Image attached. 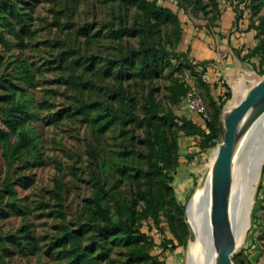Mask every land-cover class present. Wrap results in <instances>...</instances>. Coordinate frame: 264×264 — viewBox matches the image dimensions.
I'll use <instances>...</instances> for the list:
<instances>
[{
  "label": "rangeland",
  "instance_id": "1",
  "mask_svg": "<svg viewBox=\"0 0 264 264\" xmlns=\"http://www.w3.org/2000/svg\"><path fill=\"white\" fill-rule=\"evenodd\" d=\"M5 1L24 12L33 33L24 37L23 47H18L9 35L8 47L0 43V130L8 134L6 143L0 138V210L5 213L0 217V264H71L65 253L70 249L65 230L78 233L82 225L94 222L90 199L97 187H104L111 204L127 202L140 210L138 190L153 186L143 175L147 168L144 113L147 98L152 94L165 108L170 104L168 86L173 79L191 87L196 77L203 80L205 75L195 63L192 49L187 63L191 69L178 68L181 52L191 48L185 42L186 36L190 40L200 39V30L221 35L216 27L223 21L231 25L226 34L242 33L247 26L258 24L257 34L264 38V0H251V4L244 0H157L177 13L182 38L178 47H173L170 26H160V32L150 43L163 50V69L150 80H140L135 73L136 56L146 39L138 31L140 12L130 0ZM240 36L243 38L244 34ZM255 41L250 39L251 44ZM229 43L230 47L235 45L234 41ZM234 45L233 51L237 50L234 54L215 57L212 64L220 94L230 93L223 111L229 108L234 86L240 84L242 76L247 73L256 79L264 76V61L256 56L242 57L244 54ZM61 54L72 62V70L64 67L63 61L61 64ZM134 58L132 71L125 65L119 67L121 76L116 75L118 69L110 77L100 72L108 63ZM168 59L170 63H166ZM21 60L27 61L33 72L34 80L30 84L22 81ZM70 73L82 84L80 88L70 82ZM253 83L245 79L242 89L247 90ZM89 103L98 104L102 109L89 108L84 115L78 104ZM16 104H25L34 114V120L18 130L28 131L35 150L30 145L19 152L12 150L18 139L17 131L5 120L6 111ZM108 120L111 123L101 131L99 124ZM218 121L221 137L206 149L199 147L198 136L188 139H181L182 134L179 136V165L171 184L178 201L185 207L222 140V116ZM5 148L10 150L9 166ZM263 163L251 205L249 228L243 242L234 249V264H264V207L257 201ZM6 180L15 190L14 196L7 193ZM185 207L181 213L188 234L184 243L178 244L168 223L152 235L149 231L157 247L150 248L147 243L145 247L159 262L185 264L189 243ZM165 208L162 215L165 219L167 213L176 211L170 203ZM112 214L115 219V208ZM23 226L30 227L37 241L34 252L19 239ZM147 226L144 224L142 229ZM78 236L81 247L94 248V256L100 252L107 254V259L99 264H142L133 257L134 248L124 245L122 240L105 244L100 240L97 243L92 232ZM10 237L18 238L28 253L22 254Z\"/></svg>",
  "mask_w": 264,
  "mask_h": 264
},
{
  "label": "trees",
  "instance_id": "2",
  "mask_svg": "<svg viewBox=\"0 0 264 264\" xmlns=\"http://www.w3.org/2000/svg\"><path fill=\"white\" fill-rule=\"evenodd\" d=\"M246 4H251V0H244ZM131 4L140 12V24L138 31L141 36L146 39V42L137 53V64L135 73L140 80H150L160 73L163 69L161 60L163 57V50H159L156 46L150 43L151 38L160 32L161 25H169L172 36L173 47H178L182 38L181 22L176 12L169 7H164L158 4L157 0H130ZM24 12H19L17 8L5 0L0 1V43L3 46H9V39L7 35L15 40L18 47L24 46V37L32 35L33 31L29 28L26 22ZM255 28L256 44L247 50L242 57L249 58L256 56L264 61V38H260L257 34L259 26H247V29ZM237 51V50H235ZM241 53V50L239 51ZM61 54V64L64 62V67L73 69L74 66L67 57ZM190 56V48L187 47L185 52H181L178 68L187 66L191 69V65L187 64ZM240 59V58H239ZM134 59L128 62L118 60L113 63H108L104 70L100 72L105 77H110L115 69L118 76H121V67L125 65L132 71L134 68ZM191 61V60H190ZM203 70L206 69L207 60L196 61ZM170 63V60H166ZM60 64V65H61ZM118 67V68H116ZM19 70L22 81L30 84L34 80L33 72L27 61L21 60L19 63ZM193 71V70H192ZM195 75L196 72L193 71ZM264 72V69H263ZM68 79L77 88L82 84L78 83L72 74H68ZM194 86L201 94L206 104L207 110L210 114V121L206 123V128L193 123L186 117L176 113L177 107L181 102L182 97L192 87L185 82L175 78L168 86V101L169 106L163 107L152 94L147 98V106L145 107V140L147 143V153L145 155L147 168L143 175L153 186L147 190H138V199L142 202L140 210L134 205L127 202H117L114 205L110 203L104 187L100 185L94 191L90 202L93 207L94 222L92 224H85L80 227V232L65 230V238L70 243V249L65 250V253L70 257L71 264H99V261L107 259L105 252L94 256V248L87 245L81 247L79 245V236L92 232L95 235L96 242L112 243L115 241H123L126 246L134 248L133 257L142 264H165L159 262L156 256H153L145 247V243L149 244L150 248H156L157 244L154 238L142 231L144 224H153L158 230H161L160 223H168L171 232L178 240V244L185 242L187 237V228L181 219V213L184 211V203L178 201L174 187L173 174L179 165V136L181 134L186 136L200 137L199 147L206 149L216 142L221 137V130L219 127V118L222 116L223 104L225 99L230 96L229 91L219 96L217 101L212 96L209 86L202 80L201 77H196ZM95 107V108H94ZM79 111L86 115L89 108L102 109L98 104H78ZM100 119V118H99ZM98 119V120H99ZM34 120V114L29 112L25 104H16L13 108L6 111L5 123L13 130L17 131L18 139L12 145L13 152H19L22 148L30 145L34 150L36 145L31 142V135L28 131L18 130L22 125L28 121ZM125 121V120H124ZM126 122V121H125ZM111 120L99 124L101 131L105 130ZM0 138L6 143L8 134L0 130ZM4 156L6 158V165H10V150L4 149ZM5 189L9 195L14 196L15 190L11 185L5 182ZM166 197V198H165ZM174 205L175 212L173 214L167 213L168 218H163V213L166 211V204ZM16 208L15 206H13ZM115 208L116 218H113L112 211ZM177 212V213H176ZM5 216L4 212L0 210V217ZM161 232V231H160ZM20 240L27 246H30V251L37 250V241L29 226L21 228ZM14 245L19 247L22 254H26V250L20 245V241L16 237L9 238ZM165 243V238L162 240V245ZM97 245V244H96ZM101 245V244H100Z\"/></svg>",
  "mask_w": 264,
  "mask_h": 264
},
{
  "label": "bare ground",
  "instance_id": "3",
  "mask_svg": "<svg viewBox=\"0 0 264 264\" xmlns=\"http://www.w3.org/2000/svg\"><path fill=\"white\" fill-rule=\"evenodd\" d=\"M245 79H251L253 82L257 80L250 73L242 76L240 84L234 86L233 97L228 102V107L235 105L245 94L246 89H242L241 84ZM263 132L264 113L254 123L243 125L233 158L232 179L227 190V198L229 212L232 211V214L239 217V220L232 224L235 247L243 242L249 228L250 210L260 173V168L256 169L257 156L264 148ZM216 152L217 148L210 158L206 177L199 182L187 207L186 219L193 237L189 239L186 248L185 264H218L209 222L212 201L211 170Z\"/></svg>",
  "mask_w": 264,
  "mask_h": 264
},
{
  "label": "water",
  "instance_id": "4",
  "mask_svg": "<svg viewBox=\"0 0 264 264\" xmlns=\"http://www.w3.org/2000/svg\"><path fill=\"white\" fill-rule=\"evenodd\" d=\"M263 113L264 76L258 78L235 105L222 112V140L217 145L211 170L212 201L209 218L212 243L218 264H234L232 255L236 247L234 246L232 224L236 223L239 217L232 214V211L229 212L227 190L231 184L233 158L240 140L241 129L244 124L254 123ZM262 134L264 139V132ZM263 153L264 148L260 150L257 156L256 169L260 168L259 170H261L264 161ZM207 173L204 174L203 178L206 177ZM190 201L191 198L186 204V213ZM192 237L189 228V239Z\"/></svg>",
  "mask_w": 264,
  "mask_h": 264
},
{
  "label": "crops",
  "instance_id": "5",
  "mask_svg": "<svg viewBox=\"0 0 264 264\" xmlns=\"http://www.w3.org/2000/svg\"><path fill=\"white\" fill-rule=\"evenodd\" d=\"M223 21H221V24L219 27L217 28V33H220L221 35H217V34H208L206 31H201L200 30V39L197 38H192V40H190L188 38V36H186L185 38V42L191 45L190 50L192 49V54L194 55L193 57L196 60H207V64H206V69L204 70L205 76L207 78V81L205 82L210 90H211V94L215 99H218L219 96H222V94H220V85H218L217 82V77H215L214 71H213V59L216 58H221V57H226V56H230V53L234 54L233 52L236 50L234 49L233 51V45L231 44V47L228 46V44L230 45L229 42L234 41L235 43V47H239L238 49L241 50L240 54H244L247 52V50L249 48H252L255 44L256 41L251 44L252 42H250V39L254 40L255 39V31L253 29H247L244 28V31H242V33L236 31L237 33L234 34H226L228 29H231L229 27H231V25L229 24H223ZM239 34H244V37L241 38V36L239 37ZM234 38H236L237 40H234ZM232 39V40H231ZM256 40V39H255ZM188 44V45H189ZM187 45V46H188ZM214 51H217V54H215ZM229 51V53H228ZM223 82V81H222ZM176 113L186 117L187 119L191 120L193 123L200 125L201 127H203V123L202 121L198 118L197 115H195L194 113L191 112H187V111H178L176 110ZM192 138L195 136H186V135H181L180 138ZM257 201L264 207V163H263V167H262V173H261V178H260V183H259V189H258V194H257Z\"/></svg>",
  "mask_w": 264,
  "mask_h": 264
},
{
  "label": "built area",
  "instance_id": "6",
  "mask_svg": "<svg viewBox=\"0 0 264 264\" xmlns=\"http://www.w3.org/2000/svg\"><path fill=\"white\" fill-rule=\"evenodd\" d=\"M203 81H207V78L205 75H203ZM177 110L182 112V111H187L194 113L195 115L198 116V118L202 121L203 123V128H206V123L210 121V114L207 110L206 104L204 102L203 97L201 94L198 92L195 86H192L186 94L182 97L181 102L179 103ZM160 225H165V222L162 221ZM157 228L153 225L150 224V227H146L142 229V231L146 232L152 235L154 232H157ZM156 243V240H155Z\"/></svg>",
  "mask_w": 264,
  "mask_h": 264
}]
</instances>
